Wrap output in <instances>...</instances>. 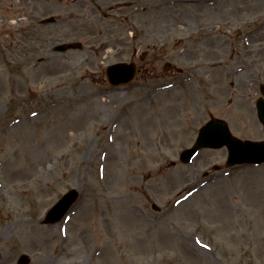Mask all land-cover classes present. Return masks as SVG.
Segmentation results:
<instances>
[{"label":"rangeland","instance_id":"obj_1","mask_svg":"<svg viewBox=\"0 0 264 264\" xmlns=\"http://www.w3.org/2000/svg\"><path fill=\"white\" fill-rule=\"evenodd\" d=\"M185 1L0 0V264H264V165L225 167V147L177 160L210 115L264 139V5ZM142 53L132 82H105ZM217 61L247 69L225 79ZM72 187L67 215L42 223Z\"/></svg>","mask_w":264,"mask_h":264},{"label":"water","instance_id":"obj_2","mask_svg":"<svg viewBox=\"0 0 264 264\" xmlns=\"http://www.w3.org/2000/svg\"><path fill=\"white\" fill-rule=\"evenodd\" d=\"M50 19H46L49 21ZM69 48H81L77 42L61 43L54 47V50L64 51ZM136 72L134 63L117 62L106 67L105 75L109 83L119 85L130 81ZM260 107V105H259ZM260 119L264 123V109H259ZM226 144L229 150L227 164L236 162H260L264 161V141H242L233 137L226 126V123L218 118H211L199 130L194 145L182 151L181 161H188L201 147H219ZM77 191L70 190L56 205L47 213L49 221H56L65 212L71 202L76 198ZM22 263L28 261L26 256L20 258Z\"/></svg>","mask_w":264,"mask_h":264},{"label":"flooded vegetation","instance_id":"obj_3","mask_svg":"<svg viewBox=\"0 0 264 264\" xmlns=\"http://www.w3.org/2000/svg\"><path fill=\"white\" fill-rule=\"evenodd\" d=\"M229 57H230V55H229ZM146 58H147V54L144 53V56L140 57V62H143ZM219 67H221L220 71L222 73V77L225 79L234 77L235 75L239 74L243 70L247 69V68H239L238 66H235L233 68V66L231 65L230 62L224 63V65L222 64ZM248 85H250V84H248ZM229 86H230V88H236L235 82L232 80L229 82ZM258 93H259V84H258Z\"/></svg>","mask_w":264,"mask_h":264},{"label":"bare ground","instance_id":"obj_4","mask_svg":"<svg viewBox=\"0 0 264 264\" xmlns=\"http://www.w3.org/2000/svg\"><path fill=\"white\" fill-rule=\"evenodd\" d=\"M164 1H168V0H164ZM202 1H204V0H186L185 2L186 3H188V7H186V11H187V13L189 14V12L191 13V12H196V11H198L199 9H200V5H198L199 3H201ZM249 1V0H248ZM264 5V0H261L260 2H259V5ZM189 5H191V6H189ZM187 14V16H189ZM263 23V22H262ZM261 23V24H262ZM254 34H257V33H254V31L252 32V34L250 35V38H252V36H254ZM48 236V235H47Z\"/></svg>","mask_w":264,"mask_h":264}]
</instances>
